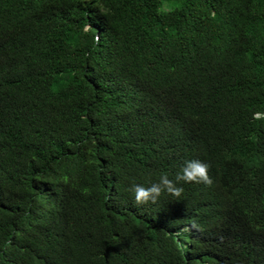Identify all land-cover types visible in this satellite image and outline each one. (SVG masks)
Here are the masks:
<instances>
[{
  "label": "trees",
  "instance_id": "16d2710c",
  "mask_svg": "<svg viewBox=\"0 0 264 264\" xmlns=\"http://www.w3.org/2000/svg\"><path fill=\"white\" fill-rule=\"evenodd\" d=\"M255 112L264 0H0V264H264ZM190 160L212 186L135 203ZM197 217L233 253H183Z\"/></svg>",
  "mask_w": 264,
  "mask_h": 264
},
{
  "label": "clouds",
  "instance_id": "9594fccd",
  "mask_svg": "<svg viewBox=\"0 0 264 264\" xmlns=\"http://www.w3.org/2000/svg\"><path fill=\"white\" fill-rule=\"evenodd\" d=\"M253 119H264V112L253 113ZM181 182L212 186L213 180L209 176V165L200 160L186 161L181 171L176 175L175 180L164 174L160 176L157 183H153L149 187L133 183L128 190L133 193L137 205H154L163 194L174 196L177 199L181 197L184 191L182 187L178 186ZM221 231L223 230H221L220 225L211 224L209 219L197 217L183 226L182 232L177 236V242L180 244V250L183 253L196 256L197 262H203L198 258V255L206 254L210 256V245L213 248H223L233 253L232 241ZM226 262L229 263L230 261ZM236 264L250 263L241 261V263Z\"/></svg>",
  "mask_w": 264,
  "mask_h": 264
}]
</instances>
